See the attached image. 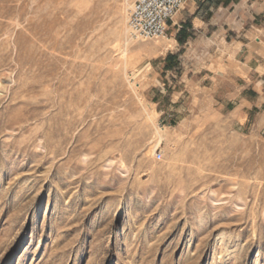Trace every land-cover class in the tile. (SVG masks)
I'll list each match as a JSON object with an SVG mask.
<instances>
[{
    "label": "rangeland",
    "instance_id": "1",
    "mask_svg": "<svg viewBox=\"0 0 264 264\" xmlns=\"http://www.w3.org/2000/svg\"><path fill=\"white\" fill-rule=\"evenodd\" d=\"M125 6L0 0V264H264V86L215 98Z\"/></svg>",
    "mask_w": 264,
    "mask_h": 264
},
{
    "label": "crops",
    "instance_id": "2",
    "mask_svg": "<svg viewBox=\"0 0 264 264\" xmlns=\"http://www.w3.org/2000/svg\"><path fill=\"white\" fill-rule=\"evenodd\" d=\"M171 27L179 48L165 60L176 56L171 68L209 82L215 98L246 105L264 86L263 0H187Z\"/></svg>",
    "mask_w": 264,
    "mask_h": 264
},
{
    "label": "built area",
    "instance_id": "3",
    "mask_svg": "<svg viewBox=\"0 0 264 264\" xmlns=\"http://www.w3.org/2000/svg\"><path fill=\"white\" fill-rule=\"evenodd\" d=\"M187 0H128V27L134 39H158Z\"/></svg>",
    "mask_w": 264,
    "mask_h": 264
},
{
    "label": "bare ground",
    "instance_id": "4",
    "mask_svg": "<svg viewBox=\"0 0 264 264\" xmlns=\"http://www.w3.org/2000/svg\"><path fill=\"white\" fill-rule=\"evenodd\" d=\"M125 1H126V6H128V4H129L128 0H125ZM126 6H125V9L127 8ZM127 23H128V21H127ZM128 30H129V27L127 25V32H128ZM124 44H125V52H126L127 48H128V44H129V38L126 36H125ZM145 47H150V46L145 45ZM171 136H172V132L168 131L166 128H158V143H160L163 140V138H167V137H171Z\"/></svg>",
    "mask_w": 264,
    "mask_h": 264
},
{
    "label": "trees",
    "instance_id": "5",
    "mask_svg": "<svg viewBox=\"0 0 264 264\" xmlns=\"http://www.w3.org/2000/svg\"><path fill=\"white\" fill-rule=\"evenodd\" d=\"M174 58H176V56H170V58L169 59H174ZM175 64H171V65H169L168 66V69H170L171 67H173Z\"/></svg>",
    "mask_w": 264,
    "mask_h": 264
}]
</instances>
